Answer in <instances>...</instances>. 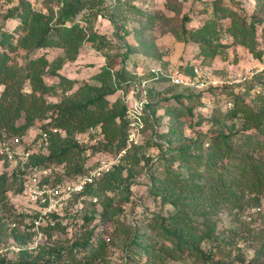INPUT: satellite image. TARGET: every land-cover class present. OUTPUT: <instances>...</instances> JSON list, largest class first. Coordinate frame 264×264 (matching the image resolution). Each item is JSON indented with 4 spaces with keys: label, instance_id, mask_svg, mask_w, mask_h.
<instances>
[{
    "label": "trees",
    "instance_id": "obj_1",
    "mask_svg": "<svg viewBox=\"0 0 264 264\" xmlns=\"http://www.w3.org/2000/svg\"><path fill=\"white\" fill-rule=\"evenodd\" d=\"M55 2L57 11L48 6L45 11H34L31 3L22 0L17 16L10 17L14 22L11 29H0V89L3 88L0 93V140L4 134L8 138H25L33 128L39 132L27 147L32 151L28 162L22 169L13 170L11 178L7 174L9 163L0 154V169L3 170L0 173V239L4 236L12 238L15 244L23 247L33 238L32 233L20 230L31 226L24 225L25 217L17 215L8 195L9 182L19 180L14 192L17 196L33 173L51 168L59 170L53 182L78 180L94 168L87 167L92 154L117 155L126 148L127 105L117 92L129 90L123 85L128 80L145 79L150 80L149 108L154 116V120L146 118L147 127L158 125L157 113L161 108L173 115L167 125V139H163L168 148L160 142H152L153 146L164 150L160 158L166 163L165 173L159 179L153 175L151 178L156 186L152 189L153 196L160 199L163 207L171 209L166 214H153L147 218V233L138 236L141 240L135 242L140 255L138 264H230L235 243L229 235L237 236L239 232L247 234L244 240L251 243L254 254L248 262L241 254L235 255L234 260L238 264H264V228L253 232L251 225L256 219L242 218L246 210H253L258 223L264 225V80L254 79L238 88L222 87L196 93L164 79L155 80L151 73L142 77L134 74L135 64L134 70L130 71L126 59L135 54L134 48L129 49L121 61L116 56H105L104 66L87 81L69 79L59 72L60 69L54 68L59 64L52 62L47 54L69 51L72 55L68 61L75 62L81 56L84 44L94 48V37L88 35L78 18L104 3L101 0ZM217 4L214 3L210 19L191 27L187 33L188 40L197 46L194 55L200 64H208L227 50L228 45L223 42L225 37L232 38L233 44L248 50L261 61L264 27L249 22L247 17L228 6ZM99 39L97 50L102 51L109 42L103 36ZM21 51L33 53L25 66L16 60ZM163 58L160 54L157 62H163ZM182 68L179 70L185 75L192 72ZM47 77L58 79L59 85L47 83ZM166 82L176 93L170 94L168 100L156 99L162 94L157 86ZM256 86L260 90L252 93ZM51 97L56 101H51ZM165 102L170 105L163 106ZM208 102L211 104L209 117L196 114L206 110ZM226 102L232 103V107L227 108ZM203 126L209 127L207 132L194 131L195 127ZM184 127L194 131L193 136L186 135ZM54 129L62 130L64 135L54 133ZM45 134L47 137L40 148L33 150L32 145ZM80 136L88 137L90 141L101 137L97 143L99 148L95 150V145L89 147L85 142L79 143L77 138ZM93 148L95 151L86 156ZM138 151L139 146L133 147L119 165L88 185L82 194L68 198H74L70 207L79 204L80 198H83L82 204L87 205L86 197L98 189L114 192L125 186L127 196L130 195V169L124 164H140ZM176 163L179 172L173 170ZM122 208L116 204L102 207L103 224L98 225V230L91 233L81 248L77 242L71 247L57 245L55 238L57 235L61 240L76 237L84 221L89 219L81 218L80 212L74 211L78 217H70L72 222L63 225L59 215L52 214L54 226L47 225L41 230L45 243H40L34 252H11L17 259L16 264H98L104 261L109 240L104 235L107 236L110 224L117 222ZM224 210L234 216V226L227 229L230 234L226 236L218 228V219ZM95 217V214L91 215L89 222ZM5 223L9 228L6 231ZM13 224L17 226L12 228ZM3 254H0V264H12L8 254ZM141 260L144 261L140 263Z\"/></svg>",
    "mask_w": 264,
    "mask_h": 264
},
{
    "label": "rangeland",
    "instance_id": "obj_2",
    "mask_svg": "<svg viewBox=\"0 0 264 264\" xmlns=\"http://www.w3.org/2000/svg\"><path fill=\"white\" fill-rule=\"evenodd\" d=\"M21 1L22 0H0V29H11L14 24L11 19L17 16ZM25 1L32 4L37 0ZM101 1L104 3L101 7L86 11L78 18L81 25L87 29L88 35L91 38L94 37L93 39H95L96 42L94 48L91 47V44H84L81 56L75 62L68 61L71 59L70 57L72 55L69 51L65 53L59 50L48 52L47 54L52 62L56 61L57 64H59L58 67L55 66L54 68L60 69L59 72L69 79L77 78L82 81H87L92 77L93 73L99 71L101 66H104L105 56H116L120 59L119 61H121L128 53L129 49L134 48L135 54L132 56L129 55L126 59L129 60L128 67L130 71L134 70L133 64H135L134 66H136L135 69L137 70L134 74L139 75V77L150 74L152 69L161 68L165 72V76L160 79H164L172 84L171 80L168 78L169 75H173L176 71L182 73L180 71L182 67V69L187 68L190 70V73L194 66L199 65L202 70L212 78L224 79L232 72H240L243 73L245 77L252 76L250 81L254 79H259L260 81L264 80V57L261 61L255 59L248 50L233 44L232 38L225 37L223 42L228 45L227 50L216 59L202 66L194 55L198 51L197 46L189 41L187 36L191 27L199 26L204 21L210 19L214 11V3L216 2H218L217 6H228L237 11L240 16L247 17L249 22L259 23L264 27V0ZM46 6L54 8L55 11L58 10L55 0H43L42 10L45 11ZM186 18H189L188 22L185 21ZM102 36L108 40L109 44L106 49L100 51L97 50V46L100 42L99 38ZM160 54L164 56L163 62H157V58ZM32 57L33 53L28 54L27 51H21L18 53V56H16V60L20 65L25 66L28 59ZM165 64L167 66L166 68L164 67ZM117 68H119V66ZM122 68L123 67H121V69ZM46 82L59 85V80L56 78L47 77ZM170 86L171 85L167 82L159 84L157 89H159V93L162 94L156 99L168 100L171 98L170 94H175L176 91ZM2 91L3 88L0 89V93ZM118 97L120 98L119 95ZM51 101L54 102L56 99L51 97ZM167 105L170 104L165 102L163 106L167 107ZM210 108L211 104L208 102L207 109L203 110V112L197 111L196 114H201L202 117H209ZM161 109L162 110L157 113V117H159L158 125L154 124V127H146L144 136L138 145V155L142 162L137 166L130 163L124 164L130 169L131 194L127 196L128 193L126 192L125 186L119 187V189L114 192L98 189L96 193L86 197L85 201L87 205H83L81 201L83 198H80L79 204L75 205L74 208L70 207V205L74 203V198L64 200L61 207L55 212L59 215L60 219H62V224L69 225L70 222H72L70 217L74 216L75 219L78 217L77 212L74 213V211L80 212V215H82L81 218L87 217L86 219L89 220L84 221L82 225V219L81 229L77 232L76 237L72 239L61 240V236L57 235L55 238L57 245L71 247L77 242L78 245H80L79 248H81L85 244V241L90 239L91 233L95 229L96 231L98 230V225L100 223L103 224L102 216H100L102 215V207H106L108 204H116L117 207L123 208L117 216V222L115 224L111 223L109 231L106 233L107 236L104 235L105 239H109L107 240L108 246L105 260L100 261L98 264H138L140 255L139 249L135 246V242L141 240L138 236L143 237V235L147 233L145 230L147 218L153 214H166L167 211L171 209L166 206L163 207L160 199L155 198L152 194V189L156 188L152 183V175L157 179L163 177L166 164L160 158L164 150L153 146L152 142H160L168 148L166 145L167 143L163 141V139H167L166 133L169 129L167 125L168 122L170 123V116L173 118V115L168 110L164 108ZM208 128V126L195 127L194 131L201 130L207 132ZM194 131L189 127H184V133L189 137L193 136ZM38 133V130L35 128L30 130L29 136L23 139L19 151H23L26 146L31 145ZM100 139L102 138L97 137L94 138V141H90L87 137L84 140L89 147L95 145L96 150L100 146V144L99 146L97 144ZM32 148L35 151L38 150L35 143L32 145ZM92 150H94V148L89 150L86 156L88 153L91 155L93 152ZM95 153L96 154H92V157L89 158L87 167L93 166L95 168L102 159L106 157L113 158L115 156L114 153H111V155H107L104 152ZM22 165L21 158L17 156L15 162L7 168L8 178H11L13 170L18 168L22 169ZM172 167L174 171H180L178 163ZM2 171L3 170L0 169V173H2ZM58 171L59 170L56 169L55 173L57 174ZM124 174L127 176V171ZM18 186L19 180L18 182L12 181L8 183L9 199L12 204L17 203L21 208L28 209L22 204L20 199H16V196H14V192ZM126 198L129 199L128 202L125 201ZM111 201L112 203H110ZM89 204H93L94 206H90ZM262 213H264V206L262 208ZM93 214L96 215L94 218L95 220L89 222ZM255 216L256 214H254L253 210H246L242 214L243 220H248L249 217L256 219V223L251 225L253 232H257L264 228V225L260 222L258 223V219ZM232 219H234L233 214L226 210L222 211L219 216L218 228L225 236L230 234L227 229L234 226V220ZM236 224L240 226V223L237 222ZM8 229L7 223H5V231ZM20 230L23 232L28 231V234L32 233L31 227L29 229L23 227ZM246 236L247 234H243L242 232H239L237 236L234 234L229 235L231 242L235 243L233 246V258L230 259V264H238L236 260H234V256L239 254L243 255V259L246 262L251 261L254 249L250 242L244 240ZM3 238L4 239H0V251L9 250L13 245L20 247L15 244L16 242L12 238L7 239L5 236ZM77 238H79V240ZM32 242L33 238L27 244H31ZM42 243H45V238ZM34 251L35 249L29 252ZM3 253V255L8 254V258L11 259L10 262H13L12 264L18 263L16 257L10 251ZM142 261L144 260H141L140 263H142Z\"/></svg>",
    "mask_w": 264,
    "mask_h": 264
},
{
    "label": "built area",
    "instance_id": "obj_3",
    "mask_svg": "<svg viewBox=\"0 0 264 264\" xmlns=\"http://www.w3.org/2000/svg\"><path fill=\"white\" fill-rule=\"evenodd\" d=\"M32 7L34 11H41L43 9V0H37L35 3H32ZM164 73L161 68L151 70V74L154 75L155 80L165 76ZM168 78L174 86L185 87L196 93H200L222 87L238 88L250 81L252 76L245 77L243 73L232 72L224 79L212 78L198 65L194 66L192 72L188 75L176 71L173 75H169ZM148 84L149 80L145 79H141L140 81L130 80L123 83L124 86L129 87V90L119 89L118 91L121 100L127 105L126 117L129 123L126 148L123 151L113 158L106 157L102 159L97 167L93 168L88 174L78 180L53 182L56 179V170L52 168L40 173H33L28 178L20 194L15 197L16 199H20L22 204L28 209L21 208L17 203H14V206L17 215L25 217L24 225L31 226L33 242L23 247L13 245L9 250H1L0 254L6 251L18 254L22 251L37 249L39 244L44 240V235L41 231L42 228L47 225L54 226L55 222L51 215L61 207L62 202L74 195L82 194L88 185L94 184L103 175L119 165L126 153L133 147L139 145L147 127L146 118L153 119L149 108L151 101L149 98ZM259 90L260 88L256 86L252 93H256ZM226 103L227 108L232 107V103ZM53 131L62 136L64 135L62 130L54 129ZM46 137L45 134L42 139L35 143L38 149ZM23 139L20 137L8 138L4 134L0 140V154L4 156L9 165L15 162L17 156L21 158L22 166L28 162L32 152L30 149L27 150L29 146H26L23 151H19ZM84 139L85 137L80 136L77 138V141L83 143L85 142ZM63 225L65 224L63 223ZM16 226L17 224H13L12 228Z\"/></svg>",
    "mask_w": 264,
    "mask_h": 264
}]
</instances>
